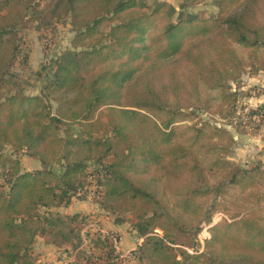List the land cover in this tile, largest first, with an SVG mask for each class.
I'll list each match as a JSON object with an SVG mask.
<instances>
[{"label":"trees","instance_id":"1","mask_svg":"<svg viewBox=\"0 0 264 264\" xmlns=\"http://www.w3.org/2000/svg\"><path fill=\"white\" fill-rule=\"evenodd\" d=\"M197 1L178 11L167 1L0 0V150L41 164L0 163V264H34L38 237L71 241L78 214L52 209L93 183L117 222L132 214L134 264H264V167L232 159L228 127L259 131L264 120V104L243 113L231 86L264 72V0L185 12ZM66 23L71 48L27 93L14 72L28 62L20 30ZM204 225V250L188 251Z\"/></svg>","mask_w":264,"mask_h":264},{"label":"rangeland","instance_id":"2","mask_svg":"<svg viewBox=\"0 0 264 264\" xmlns=\"http://www.w3.org/2000/svg\"><path fill=\"white\" fill-rule=\"evenodd\" d=\"M159 1H167L180 11L182 0H147L150 5ZM185 12L209 15L218 12L215 0H199L195 4L184 9ZM23 54L28 56V62L22 64L17 62L14 72L18 75L27 93L39 92L42 85V76L39 72L46 73L45 67L50 68L53 61L60 53L71 48L73 32L68 23L59 24L56 27L37 29L34 25L21 29ZM233 89L240 94V110L246 113L250 108L264 104V72L245 73L236 82H231ZM224 121V120H223ZM227 122V121H224ZM232 129L236 138V144L232 159L241 166H251L260 162L264 167V120L259 131L248 129L240 134ZM1 165L5 163L10 167L18 161L23 170H36L41 167L38 159L29 156L23 151H15L10 146L0 150ZM93 167H90V170ZM0 188L8 187L3 167H0ZM97 186H87L80 196H74L68 206H56L52 210L63 216L78 214L76 221L71 224L73 237L71 241L54 244L46 237H38L32 246L34 264H107L104 258H113L119 254V261L114 264H134L132 251L137 248L140 239L131 228V213H121L122 223H116L117 217L103 211L96 202L95 192ZM45 209L42 208L41 211ZM221 218L215 215L213 224ZM69 222V219H67ZM161 232V231H160ZM77 234V235H75ZM100 234L112 235L110 241L116 244L113 253L109 241L102 240ZM211 236L208 225H204L198 234L196 246L185 248L194 253L202 252L206 239ZM113 238H116L115 240ZM108 242V244H107ZM112 254V255H111ZM103 256V257H102ZM114 259V258H113Z\"/></svg>","mask_w":264,"mask_h":264},{"label":"built area","instance_id":"3","mask_svg":"<svg viewBox=\"0 0 264 264\" xmlns=\"http://www.w3.org/2000/svg\"><path fill=\"white\" fill-rule=\"evenodd\" d=\"M84 190V189H83ZM83 190H80L77 194H76V196H80V195H82L83 194ZM110 238H112V235H110L109 236ZM114 240L116 239V238H113ZM116 245V244H115Z\"/></svg>","mask_w":264,"mask_h":264},{"label":"crops","instance_id":"4","mask_svg":"<svg viewBox=\"0 0 264 264\" xmlns=\"http://www.w3.org/2000/svg\"><path fill=\"white\" fill-rule=\"evenodd\" d=\"M102 210L105 211L104 209H102ZM106 212H107V211H106ZM107 213H109V212H107ZM116 223H122V222H117V221H116ZM140 242H141V239H140L139 243H140Z\"/></svg>","mask_w":264,"mask_h":264}]
</instances>
